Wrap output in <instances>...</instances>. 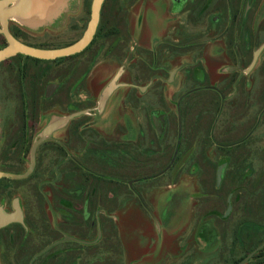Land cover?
Segmentation results:
<instances>
[{
	"label": "flooded vegetation",
	"instance_id": "obj_1",
	"mask_svg": "<svg viewBox=\"0 0 264 264\" xmlns=\"http://www.w3.org/2000/svg\"><path fill=\"white\" fill-rule=\"evenodd\" d=\"M87 2L85 0L86 8ZM156 2L162 9L150 7L153 15L148 16V23H157L156 20L160 19L171 26V30L165 31V39L152 44V66L147 70L153 80L147 82L146 87H140L139 78L143 79L141 69L131 71L130 79L121 83V78L126 75V70L121 67L117 84L127 86L128 95L125 98L131 102L135 90L145 95L160 82L158 74H155L160 66L159 49L167 50L174 60L192 55L191 63L184 62L174 67L173 71L177 70L174 78H171L173 71L169 74L168 83L172 85L180 71L188 70V76L179 79L177 84L181 104V141L173 165L155 179L169 174V179L176 184L174 190L170 191L174 193L169 199L172 203H169L179 201L184 213L191 210L194 215L202 214L204 221L209 223L216 216L219 201L225 194H228L227 199L234 194L237 198L239 191L235 193L234 189L230 192L227 185L236 182L238 168L243 169L248 164L253 148L249 140L255 135L261 140L254 150L264 164V50L249 71L255 53L263 45L259 46L264 39V0ZM120 3L121 0L105 1L94 40L81 53L52 61L19 54L0 63L2 172L24 174L31 164L33 145L43 137L45 129L55 122L66 120L39 145L32 175L22 180H0V184L4 181L31 180L35 184L29 207L17 197L12 201V211H9L0 201L4 214L14 213V202L18 201L23 217V223L14 222L0 229V264H44L48 259L54 264H69L72 258L76 264L79 252L83 254L76 244H84V228L90 224L91 228L95 226L93 217L102 231L99 244L104 241L105 229L110 224L119 239L118 216L122 211L126 214L135 199L165 227L181 216L178 209L172 212L171 208H164L168 200L159 202L156 211L140 191L145 179L164 171L174 158L179 138L178 114L176 145L167 162L170 146L167 132L174 117L169 112L155 111L148 119L129 116L122 127L118 93L124 88L118 87L100 107V96L106 86L99 85L100 80H97L101 70L90 76L88 71L84 72V54L93 53L94 46L101 40L111 41L110 53H113L116 63L135 62L131 49L135 48L136 34L132 33L131 37V32L122 31L128 30L127 27L111 26L112 20L104 21L108 12L111 15L121 11ZM123 21L121 19V24ZM12 22L9 25L12 36L30 47L59 49L76 42L54 47L32 43L24 38L23 32L34 29ZM6 46V38L0 34V50ZM93 60L94 56L90 54L86 56L85 63ZM160 87L157 86L155 90H160ZM238 103L247 105V112L236 116L233 129L228 134L227 129L223 131L220 125L224 123L219 122L221 114L230 112L229 107L236 109ZM255 110H259L257 116ZM253 119L256 120L248 130ZM237 130L245 133L233 140L230 135L239 133ZM221 132L225 135H221ZM11 148L15 150L11 160L13 163H20L25 153H29L25 158L29 157V165L24 171L16 173L3 169V149ZM44 148L47 154L41 169V151ZM220 169L222 175L219 181ZM245 179L246 174L241 175L239 182ZM181 195L186 198L180 199ZM191 200L196 201L197 212L189 207ZM210 226L218 230L215 223H210ZM196 241L188 240L183 248H196ZM73 248L76 250L73 251ZM73 253L78 254L76 259L71 257ZM230 254L232 260V251Z\"/></svg>",
	"mask_w": 264,
	"mask_h": 264
},
{
	"label": "rangeland",
	"instance_id": "obj_2",
	"mask_svg": "<svg viewBox=\"0 0 264 264\" xmlns=\"http://www.w3.org/2000/svg\"><path fill=\"white\" fill-rule=\"evenodd\" d=\"M87 1V8L85 7L84 1L82 15L70 18L71 23L60 24V27L56 31L53 30V25L43 26L31 31L26 29V32H23L25 34L24 38L29 42L49 47L66 46L77 41L82 37L90 19L89 4H91L92 0ZM157 3L156 0H121V11L111 15L108 12L107 17L104 19L105 22L112 20L111 26L119 25L121 27H127L128 30L124 29L122 31L126 33L131 32V37L133 36L132 33L136 34V40L133 43L135 48L134 50L131 49V53L135 57L134 63H116L113 60V53H110L111 41L101 40L94 46L93 53L89 52L84 54V72L88 71L90 76L94 72L101 70L97 80L109 83L122 67L126 70V75L121 78L122 83L130 79L129 73L131 71H140L142 69L143 74L141 75H143V79L141 80L138 77L140 80L138 85L140 87H146L147 82L153 80L152 74L147 70L152 66V44L155 41L165 39V31L167 29L171 30V26L163 23V20L160 19H155L157 23H148V16L153 15L149 8L157 6L162 9ZM121 19H124L123 24H121ZM262 44H264V39L260 41L259 46ZM98 49H101L100 52H98ZM90 54H93L94 60L86 64V56ZM158 54L160 60L158 64L160 66L155 74H158L160 82H157L155 86H161L160 90H155L156 87H154L149 89L145 95H141L137 89L135 90V97L129 102L125 98L128 95V90L126 88L121 89L118 93L120 95V122L122 127H124L129 116L133 119H139L141 117L148 119L153 111H169L172 117H174L173 124L170 126L169 137L167 138V142L171 147V151L169 152L170 160L177 140L176 104L179 97L177 84L179 79L188 76V70L180 71L178 78H176L177 80L172 85L168 83L169 74L175 66H180L184 62L191 63L193 57L192 55H185L176 57L174 60L167 53V50L163 51V49H159ZM119 65L120 67L118 68ZM246 106L244 103H238L236 109L229 107L230 112L225 111L221 114L219 122H224L220 124L224 129L223 131L227 129L226 132L228 134L232 131V127L237 119L236 116H239L242 112L246 113ZM4 107L7 109L5 103ZM10 109H12L11 106ZM258 111L255 110V116L258 115ZM124 117L126 118L124 119ZM255 120L253 119L251 124H249L248 130L251 129ZM227 127H230L231 130ZM237 131L239 133H235L236 136L233 133L230 135L233 140L245 133L242 130ZM217 133H220V131ZM223 134L225 135L224 132H221V135ZM216 137L221 139L218 134H216ZM37 138L38 136L36 135L35 139ZM260 140L258 135H255L253 139L251 138L249 140V143L253 146L252 150L257 148L258 141ZM262 144L264 145V139L262 140ZM252 150L250 151L252 155L250 154L246 167L243 169L237 167L239 170L238 180L232 182L231 185H227L229 188L228 191L232 192L234 189H236L235 193L239 191L237 198L234 194L231 198L227 199L228 194H225L226 196H223L222 200H217L221 203L217 208L216 216L210 220L211 222L207 223L204 221L205 217L202 214L199 215L196 213L194 215L191 210L184 213L181 202L179 201L170 204L172 202L169 199H171L174 193L170 191L174 190L176 184L172 183L168 174L158 179L143 181V185L140 186L143 189H140V191L144 193L145 201L148 200L152 205L151 207L155 208L156 211H158L157 205H159V202L168 200V204L164 208H171L172 212L178 209L179 213L181 212V216L174 219L172 225L165 227L154 214H151L152 212H149L148 209H143L135 199V201L133 200L132 208L127 209L126 214L122 211L123 213L120 215L119 239L117 232L113 230V225L110 224L105 229V237L102 243H98L101 239L99 237L101 231H99L98 237L94 242H91L94 240L93 234H88L89 236L84 237L87 244H76L79 249L83 250V254L81 255L79 252L78 256V254L73 253L71 257H75L76 259V256H78L76 264H226L227 260L230 261L231 259V251L233 258H241L264 237L262 224L264 223V164L259 160L256 150ZM14 153L15 150L12 148L10 150L3 149L2 167L4 170L19 173L28 167L29 157L26 160L25 158L29 153H25V158L20 163H13L11 160ZM46 154L47 150L45 148L42 149L40 159L41 169L44 167L45 163L43 159ZM41 169L39 171H42ZM241 169L243 172H240L242 171ZM245 174L246 179L243 182H239L240 176ZM34 186L35 184L32 180L27 182L4 181L0 184V201L2 200L5 203V207L9 211H12V201L17 197L23 200L26 207H29ZM260 190L263 192V195L260 194ZM182 197L186 198L183 195L179 198L183 199ZM195 202L191 200L189 207L195 208L194 212H197ZM229 202L232 205V210L229 216L224 218L229 207ZM197 205L199 206V204ZM210 223H215L218 230L212 229ZM196 224L197 226L193 227ZM198 229H200L199 233L197 232ZM202 233H204V237L207 240L204 243L202 241L205 238L201 236ZM201 238L204 240H200ZM193 239L197 240L194 244L196 248L192 247L194 248L192 249L187 246L183 248L187 245L188 240L192 241ZM75 250L73 248V251ZM179 251L181 252L179 253ZM50 260L48 259L44 264H54V262H49ZM75 261L72 258L69 264H74ZM247 264H264V254L254 259L252 258Z\"/></svg>",
	"mask_w": 264,
	"mask_h": 264
},
{
	"label": "water",
	"instance_id": "obj_3",
	"mask_svg": "<svg viewBox=\"0 0 264 264\" xmlns=\"http://www.w3.org/2000/svg\"><path fill=\"white\" fill-rule=\"evenodd\" d=\"M106 0H93L91 4V15L90 20L87 25V29L84 32L83 36L76 41L75 43L59 48V49H40L35 47H30L18 41L16 38L12 36L9 30L10 21L19 23L23 26H39L43 24L47 19V14L51 8H54L56 5L62 2V0H0V34L4 35L7 40V46L0 50V63L4 62L7 59H10L16 55L22 54L26 56H30L33 58L41 59V60H57L64 57L73 56L79 54L86 50L94 40V37L97 33L99 23H100V15L102 6ZM264 50V45L260 47V49L255 53L253 62L249 67V71H251L259 58L260 53ZM177 70L171 73V78H174ZM121 73H118L110 85L105 89L100 106L103 107L104 102L110 96V94L118 88L116 85L117 80L120 78ZM178 116H179V138L177 149L175 151L174 158L171 164L159 174L147 178L145 180L155 179L159 176L165 174L169 168L175 162L176 156L178 154L179 145L181 141V114H180V103H178ZM66 120H61L53 123L48 126L43 134V137L35 142L33 148L31 150V164L28 170L24 174H12L2 172L0 169V180L3 178H10L14 180H22L28 178L35 170L36 167V152L39 145L46 140L47 135H49L54 129H56L59 125H62ZM0 150H1V123H0ZM219 181L221 180L222 170H219ZM14 210L15 212L12 214H4L3 209L0 208V229L8 226L11 223L19 222L23 223V217L21 212V207L18 201L14 202ZM232 205L229 202V207L224 215V218H227L231 213ZM101 237V233L100 236ZM74 240V239H69ZM87 244V242H84ZM90 244V243H88ZM264 249V243L255 249L252 253H250L247 257L243 259L239 264H247L258 252Z\"/></svg>",
	"mask_w": 264,
	"mask_h": 264
},
{
	"label": "crops",
	"instance_id": "obj_4",
	"mask_svg": "<svg viewBox=\"0 0 264 264\" xmlns=\"http://www.w3.org/2000/svg\"><path fill=\"white\" fill-rule=\"evenodd\" d=\"M85 1V0H84ZM84 1L82 2V0H62L61 3H59L58 5H56L54 8H51L47 14V19L46 21L39 25V26H30L28 28H33V29H36V28H41L43 26H48V25H53L54 26V31H56L59 27H60V24H68V23H71L70 22V18H75V17H78L80 15H82L83 13V6H84ZM86 7V5H85ZM85 13V11H84ZM89 23V22H88ZM19 24V23H17ZM21 25V24H19ZM23 26V25H22ZM26 27V26H25ZM264 45V44H263ZM262 45V46H263ZM118 73H122V70H120ZM116 73V75L118 74ZM121 76V75H120ZM116 76L113 77V79L115 78ZM113 79L109 82V83H104L100 81V84L99 85H106L104 87V90L102 91L101 93V96H100V103H101V98H102V95L105 91V89L110 85V83L113 81ZM119 80V79H118ZM176 81V80H175ZM116 85L118 87H122V88H127V86H122L120 84H117L116 82ZM116 90V89H115ZM114 90V91H115ZM113 91V92H114ZM113 92L110 94V96L107 98V100L112 96ZM107 100L104 102V105L105 103L107 102ZM178 103H180V101L177 102L176 104V108H177V111L176 113L178 114ZM103 105V106H104ZM101 107V106H100ZM180 107H181V104H180ZM181 110V109H180ZM155 112V111H153ZM165 112H169V111H165ZM171 129V128H170ZM169 129V131H170ZM169 131L167 132L169 134ZM168 143V142H167ZM169 144V143H168ZM170 145V144H169ZM171 151V147L169 146V149H168V153H167V157H166V160L167 162H169V152ZM172 157V156H171ZM119 220H118V225H119V222H120V215L118 216ZM92 221L94 222L95 221V226L91 228V224L84 228V237L85 236H89L90 234H93L94 236V240H92L91 242H94L96 241L97 237H98V233L99 231H101V227L100 225L98 224V221L96 220L95 216L93 217ZM84 225L85 222H84ZM102 232V231H101ZM89 234V235H88ZM85 239V238H84ZM85 242V240H84Z\"/></svg>",
	"mask_w": 264,
	"mask_h": 264
},
{
	"label": "trees",
	"instance_id": "obj_5",
	"mask_svg": "<svg viewBox=\"0 0 264 264\" xmlns=\"http://www.w3.org/2000/svg\"><path fill=\"white\" fill-rule=\"evenodd\" d=\"M89 7H90V4H89ZM102 30H103V29H102ZM102 30H101V31H102ZM260 194L263 195V192H262L261 190H260ZM262 224H263V231H264V223H262ZM201 236L204 237V233H202ZM255 236H256V235H255ZM204 238H205V237H204ZM205 239H206V238H205ZM238 241H239V239H238ZM240 241H241V240H240ZM263 243H264V237H263L259 242H257V243L253 246V248H252L249 252H247L244 256H242V257L239 258V259L233 258L232 260L228 261L227 264H239L241 261H243V259H244L245 257H247L250 253H252L255 249H257V248H258L259 246H261ZM261 254H264V249L261 250L260 252H258V253L253 257V259H254L255 257L261 255Z\"/></svg>",
	"mask_w": 264,
	"mask_h": 264
}]
</instances>
